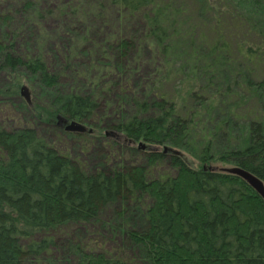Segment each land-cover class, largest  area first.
Masks as SVG:
<instances>
[{
  "label": "trees",
  "instance_id": "obj_1",
  "mask_svg": "<svg viewBox=\"0 0 264 264\" xmlns=\"http://www.w3.org/2000/svg\"><path fill=\"white\" fill-rule=\"evenodd\" d=\"M218 2L0 0V264H264V21Z\"/></svg>",
  "mask_w": 264,
  "mask_h": 264
},
{
  "label": "rangeland",
  "instance_id": "obj_2",
  "mask_svg": "<svg viewBox=\"0 0 264 264\" xmlns=\"http://www.w3.org/2000/svg\"><path fill=\"white\" fill-rule=\"evenodd\" d=\"M215 2H218V0H215ZM218 3L220 5H224L225 10L229 12L227 14L229 16H231V14L234 15L238 13L239 11H243L244 14L251 15L257 18L258 21H262V20L264 21V0H219ZM188 7L191 12L190 22L194 23V21L197 20L198 18V11L196 10V8L194 7L192 3L190 4V2L188 4ZM16 101L17 100H15L14 102ZM10 108L15 110L14 111L15 113H23L24 111V108H22V105H21V101H17L16 103H14V106H11ZM60 133H61L60 130H56L55 133H52L53 136L51 137V140L52 141H56V140L62 141L61 138H64L66 141V144H61L62 151L63 150L69 151L76 158L78 157L80 159H84V160L86 159L90 161V164H91V161H93L92 164H95V165L96 164L99 165L104 162V159L106 156V150L104 146L101 147V149L87 147V150H86L85 144L82 143L83 141L82 139L80 140L78 138L70 137V140H68L67 137L61 136ZM96 143H99V142H96ZM93 150H95L94 153H93ZM84 151L87 153H85ZM188 161L190 164H194L196 162L195 157L193 156H189Z\"/></svg>",
  "mask_w": 264,
  "mask_h": 264
},
{
  "label": "water",
  "instance_id": "obj_3",
  "mask_svg": "<svg viewBox=\"0 0 264 264\" xmlns=\"http://www.w3.org/2000/svg\"><path fill=\"white\" fill-rule=\"evenodd\" d=\"M22 94H24L27 98L29 97L28 94L25 93V88L22 89ZM67 129L73 130V131H86L87 130L85 126L81 124H75V123H72L71 125H69ZM225 171L242 177L264 198V182L260 178H258L256 175H254L253 173L241 167H236V166L227 167Z\"/></svg>",
  "mask_w": 264,
  "mask_h": 264
}]
</instances>
